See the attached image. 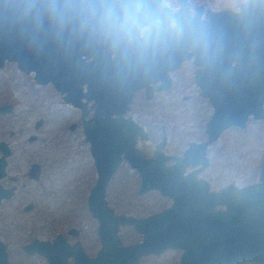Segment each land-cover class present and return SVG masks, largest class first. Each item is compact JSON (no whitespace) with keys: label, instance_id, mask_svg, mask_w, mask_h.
<instances>
[{"label":"water","instance_id":"95a60500","mask_svg":"<svg viewBox=\"0 0 264 264\" xmlns=\"http://www.w3.org/2000/svg\"><path fill=\"white\" fill-rule=\"evenodd\" d=\"M176 1L179 8L175 20L199 26L202 39L193 45L187 36L170 38L159 41L146 53L133 52L141 54V88L147 81L161 78L165 68H176L188 57L189 47L193 63L198 66L195 83L200 95L213 106L204 125L208 140L189 144L182 157L175 159L161 152L163 135L146 159L134 147L138 128L130 118H122L128 110L131 83L126 80L130 76L115 65L127 53L100 42L71 22L49 16L39 4L24 12L19 8L20 0H0V69L5 62H12L18 70L32 72L35 83H50L60 93H74L79 78L87 79L91 90L101 87L111 92L96 100L90 119L83 120L85 110H81L83 138L96 172L86 205L97 220L100 249L95 258L89 259L77 244L75 253L80 255L81 263L72 264H137L140 256L166 249L180 250L178 264H264V160L258 181L243 187L229 184L211 191L208 182L193 177L201 168L182 175L185 166L203 158L205 146L218 140L224 129H244L249 117L264 119V0H247L237 14L208 10L202 20L200 6L189 18L184 0ZM158 3L162 17L168 21L169 10L161 7V0ZM111 52L116 55L112 62ZM82 53L93 59L85 62L80 58ZM120 79L126 81L116 86L113 82ZM64 99L76 102L67 95ZM10 110V105H0V113ZM112 115L116 119H111ZM121 126L133 131H122ZM146 138L141 129V139ZM122 159L138 175L137 195L156 190L171 199L170 206L138 219L113 213L104 199L105 187ZM167 159L174 163L165 166ZM2 193L6 195L7 191ZM217 206L225 209H215ZM121 225H131L141 240L121 245L117 235ZM62 245L68 246L65 242ZM46 247V243L33 240L23 250L43 255ZM0 264H7L1 243Z\"/></svg>","mask_w":264,"mask_h":264},{"label":"rangeland","instance_id":"374dc122","mask_svg":"<svg viewBox=\"0 0 264 264\" xmlns=\"http://www.w3.org/2000/svg\"><path fill=\"white\" fill-rule=\"evenodd\" d=\"M186 1L190 6L201 3L206 8L219 10L227 3L234 5L237 0ZM165 2L172 4L173 0ZM173 78L176 84L164 99L168 104L159 99L157 102L148 100L145 104L141 95V109L136 104L131 109L133 118L153 135V138L141 140V150L149 151L153 147L161 128L165 129L168 139L164 151L179 150L185 141L201 137V128L212 114L208 103L197 97V88L191 84L186 68L174 73ZM183 96L185 99H181ZM138 97L134 103L140 101ZM0 103L12 107L9 113L0 115V139L11 145L16 161L13 170L19 175L16 198L6 205L2 216V222L11 230L10 235L3 238L12 253V264H43L38 258L26 257L21 251L18 253L20 244L31 235L52 236L68 223L85 226L82 239L88 253L93 254L99 243L84 198L95 175L91 171L92 161L80 126L73 131L67 127L76 121L78 111L63 103L53 87L35 83L32 72L24 73L12 62H5L0 69ZM38 119L42 125L35 129L34 122ZM29 135H34L36 140L26 141ZM60 136L63 137L61 141ZM211 143L208 149L210 166L202 175L212 187L219 188L226 183L247 185L258 180L259 161L264 155V119L254 121L249 118L246 129H229ZM31 160L43 165V173L37 182L24 177L26 165ZM113 174L105 198L115 212L144 215L166 203V199L153 191L137 195L138 175L125 164L119 165ZM28 201H34V207L22 210ZM119 233L129 236L130 231L122 229ZM178 257L175 249L159 257L141 258L138 264H177Z\"/></svg>","mask_w":264,"mask_h":264},{"label":"flooded vegetation","instance_id":"af4514ba","mask_svg":"<svg viewBox=\"0 0 264 264\" xmlns=\"http://www.w3.org/2000/svg\"><path fill=\"white\" fill-rule=\"evenodd\" d=\"M231 2V0H228ZM247 0H237L235 1L234 5H230L231 3H227L225 6H223L221 9L219 10H213L211 8H206L203 4L199 3V4H195L193 6H190L189 3L184 0V5H185V10H186V16L189 18H192L195 14V8L199 7V17L200 19H205L204 15L205 12L208 10L217 12V11H222V10H229L231 13L233 14H237L240 11V7L241 4H243L244 2H246ZM161 7L163 8H167L169 10V18L168 21H173L175 20L174 18V13L177 11V9L179 8V4L177 3L176 0H173L172 4H166L165 0H161ZM186 53L188 55V57L184 60H182L181 62H179V64L176 66V68L172 69V70H167L166 68L162 71V77L157 79V80H150L147 81L146 83V87L141 88V54H134L133 52H129L127 54L122 55V61L118 62L115 66L117 68L123 69L124 72L129 75L130 77L128 79H126L129 83H131V89L129 90L130 96H129V102H128V110L125 111L122 114V118L126 119V118H130L132 121V124L134 126H136L138 128V132L139 134H137L135 136V145L134 147L139 151V153L146 159L150 158V156L152 155V151L155 147V145L161 140L162 136L164 135L165 137V145L164 147L161 149V152L167 156V157H174L175 159L182 157V154L184 152V150L186 148H188V145L193 143V144H201L204 141L208 140V135H206L204 133V125L205 122L209 120L206 119L204 122V125L202 126V134L201 137L199 139H194V140H188L185 141L184 143L181 144L180 149L171 153H166L164 151V149L167 147L168 144V139H167V135L165 132V129L161 128L159 130V136L157 139H155L153 147L149 150V151H145V150H141V129L145 132L147 138L145 140H147L148 138H153L152 133H149L148 131H146L143 127H141V122L137 121L133 118V116L131 115V109L134 108V105L136 104L138 106V109H141V95L144 98V102L145 104H147L148 100H153L154 102H157V100H161L162 103L164 104H168L166 100H164L166 97V95L168 96L167 92L169 90H171V88L173 87V85L176 84L175 79L173 78L174 73L178 72L179 70L186 68L188 70V72L190 73V80H191V84L194 85V88H197V93L198 96L200 97L205 104L208 103V105L212 108L213 110V106L210 103L209 99L206 97H202L200 95V88L196 85L195 83V72L198 68V66H196L193 63V56L190 52L189 47L186 50ZM110 60L109 61H114L116 59V55L111 52L109 54ZM80 58L84 59L85 62L90 61L93 59V56H86L84 53L81 54ZM112 64V63H111ZM122 78H124V75H122ZM121 78V79H122ZM117 80L114 81L113 83L118 86L121 83H123L124 80ZM44 85H48L50 87H52V85L50 83L44 84ZM74 88L76 89L74 93H70L67 92L65 90H63L61 93L57 92L54 88L53 90L55 92H57V94L60 96V99L62 100L63 103L70 105L72 108H74L75 110L78 111V117L76 119L75 122H70L67 127L69 130L73 131L77 128V126H80V130L83 133V125H82V121L80 119L81 117V110H85V115L82 117L83 120H88L91 118L92 116V112L93 109L96 107L97 102L96 100H98L99 98L103 97L104 95H110L111 92L109 91H105L103 88H97L96 90H91L88 87V80L85 78H79L77 79ZM68 96L71 99H74L76 102L73 103L72 101L69 100H65L64 97ZM163 95V96H162ZM140 98H139V97ZM139 98L140 101L137 103H134L136 98ZM107 99H109V97H107ZM181 99H185L184 96ZM143 102V103H144ZM7 103H0V105H5ZM161 104V103H160ZM10 105V104H8ZM11 107V105H10ZM12 109V107H11ZM10 112V111H9ZM9 112H1L0 115L2 114H7ZM211 116V115H210ZM111 119H116V116H111ZM252 119V117H249ZM248 118V119H249ZM254 120V119H252ZM248 121V120H247ZM254 121H258V120H254ZM42 125L41 123V119H38L34 122V128L37 129ZM239 129L241 130V128L237 127V126H230L229 128L224 129L220 135L219 138H221L223 136V134L228 131L229 129ZM246 129V128H244ZM120 130L122 131H128L131 132L133 131V128L129 127V126H121ZM13 133L10 132V135H12ZM84 137V135H83ZM169 138V137H168ZM218 138V139H219ZM36 140V137H34V135H29L26 139V141L30 142ZM63 140V137L60 136V141ZM84 140V138H83ZM87 143V142H86ZM212 145V143L208 144L205 146L204 148V152H203V158L196 164L194 165H187L184 167L182 175H187L190 174L191 172H193L194 170L201 168L197 173L194 174V178L196 179H201L203 181L208 182V184L210 185V190L211 191H218L220 190L222 187H225L229 184H232L234 186L237 187H243L246 185H236L234 183H226L223 186L217 188V187H212L211 183H209L208 179H206L202 174L204 172V170L206 168H208L210 166V162L211 159L208 156V149L209 147ZM4 147V149H2ZM87 151L89 154V146L87 143ZM90 155V154H89ZM260 159L259 161V168H260V163L263 159ZM1 157L3 158L4 161V166L3 169L1 170ZM92 161V159H91ZM202 162L204 163V165L202 166ZM174 163V160L172 159H167L165 161V166H169L171 164ZM16 161L14 160V156H13V151H12V147L11 145L6 142L3 141L2 139H0V172L2 171L3 174L0 173V243L4 246V250L6 253V260H7V264H12L11 259H12V253L9 252V245L8 243L4 240L3 236L4 235H10L11 230L9 228H7V225H5L2 222V216H3V212L5 211V207L6 205L9 204V202L15 200L16 195H17V191H18V185L17 182L19 180V175L16 174L13 170V168L15 167ZM125 164L128 168L129 166L127 165V163L122 159L120 164ZM35 165V167H33ZM118 165V166H119ZM117 169V168H116ZM130 169V168H129ZM133 170V169H131ZM92 172L94 171V175L96 178V172H95V168L93 166L92 163ZM116 171V170H115ZM114 171V172H115ZM135 172V170H133ZM113 172V173H114ZM43 173V165H41V163H39V161L37 160H31L30 162L27 163L26 165V169H25V173H24V177H26L29 180H32L34 182H37L40 178L41 175ZM136 173V172H135ZM114 175V174H112ZM111 175L109 181L107 182V185H109L110 182H113V176ZM259 175H260V171H259ZM20 177H23L22 175ZM259 178V176H258ZM112 180V181H111ZM95 181V180H94ZM258 181V180H257ZM257 181L252 182L251 184L256 183ZM138 182H139V178H138ZM138 182H137V187H138ZM94 183V182H93ZM93 185V184H92ZM89 186V188L87 189V192L85 194V198H84V203H85V208L87 213L89 214V217L94 220V233H95V237L99 243V239H98V235H97V220L96 218L92 217L91 213L88 211L87 208V194L89 192V189L92 187ZM106 185V187H107ZM248 185V184H247ZM106 187H105V191H106ZM136 187V188H137ZM3 190L7 191V194L5 195L4 193H2ZM136 190V189H135ZM153 191L155 193H158L156 190H148L147 192ZM146 192V193H147ZM145 194V193H144ZM106 195V193H105ZM159 195V194H158ZM160 196V195H159ZM162 197V196H160ZM164 199H166V203L164 204V206H162L160 209L152 211V212H148L144 215L138 214V215H129V214H124V213H119V212H115L113 208H111L108 203L107 200L104 196V199L106 201V205L107 207H109L113 213L115 214H122V215H126V216H130L133 218H143V217H148L151 216L153 214L162 212L165 208L169 207L171 204V199L167 198V197H162ZM35 203L34 201H28L25 205L22 206V210L26 211V210H31L34 207ZM215 209L218 210H224L225 206H217ZM9 225V224H8ZM85 226H74L71 223H68L64 226L63 230H57V232H55L52 236H48V237H39V236H35V235H31L29 238H27L26 240H24L20 245V248L18 249V253L19 251L22 252V254H24L26 257L29 258H38L40 259V261H42L43 264H72L75 263V261H77L78 263H81V257L80 255H76L75 253V247L77 244L80 245V247L82 248L83 252L85 253L86 257L89 259H93L95 258V256L97 255V252L100 249V243H99V247L98 249L93 253L90 254L87 251V247H85V243L83 241V236L85 231ZM122 229H128L130 231L129 236L128 235H121L119 233V230ZM10 231V232H8ZM120 241H121V245L123 246H128L134 243H137L141 240V235L137 232H135V230L133 229V227L131 225H121L118 227V233H117ZM59 236L61 238H57L56 237ZM83 238V239H82ZM33 240L39 241V242H43L46 243L48 245V247H46V251L44 252L45 254L40 255L37 252H33V253H25V251L23 250V246L30 244ZM66 243L68 246H64L62 245V243ZM175 251V249H166L163 252L159 253V254H149V255H143L140 256L137 260V264L139 261H141V258H147V257H159L161 256L164 252L167 253V251ZM74 251V254H73ZM179 251V252H178ZM12 252V251H11ZM176 252L179 254L180 256V250L176 249ZM16 253V252H15ZM179 261V257L177 259ZM177 261V264H178ZM255 264V263H253Z\"/></svg>","mask_w":264,"mask_h":264},{"label":"clouds","instance_id":"9594fccd","mask_svg":"<svg viewBox=\"0 0 264 264\" xmlns=\"http://www.w3.org/2000/svg\"><path fill=\"white\" fill-rule=\"evenodd\" d=\"M38 4L49 16L126 53H146L170 38L187 36L193 45L202 39L199 26L166 21L158 0H20L19 8L29 12Z\"/></svg>","mask_w":264,"mask_h":264}]
</instances>
